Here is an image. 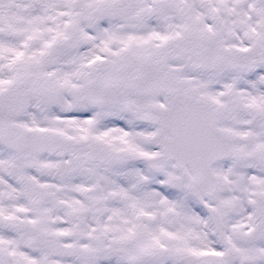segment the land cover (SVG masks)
Here are the masks:
<instances>
[{"label": "snow or ice", "instance_id": "1", "mask_svg": "<svg viewBox=\"0 0 264 264\" xmlns=\"http://www.w3.org/2000/svg\"><path fill=\"white\" fill-rule=\"evenodd\" d=\"M0 264H264V0H0Z\"/></svg>", "mask_w": 264, "mask_h": 264}]
</instances>
